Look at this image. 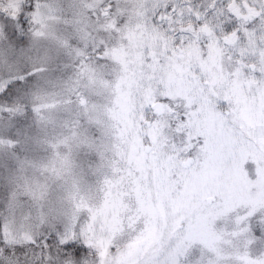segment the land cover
Returning <instances> with one entry per match:
<instances>
[{
  "label": "snow or ice",
  "instance_id": "obj_1",
  "mask_svg": "<svg viewBox=\"0 0 264 264\" xmlns=\"http://www.w3.org/2000/svg\"><path fill=\"white\" fill-rule=\"evenodd\" d=\"M0 264H264V0H0Z\"/></svg>",
  "mask_w": 264,
  "mask_h": 264
}]
</instances>
